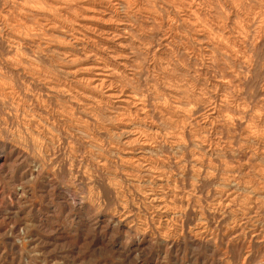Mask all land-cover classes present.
I'll use <instances>...</instances> for the list:
<instances>
[{"label": "rangeland", "instance_id": "obj_1", "mask_svg": "<svg viewBox=\"0 0 264 264\" xmlns=\"http://www.w3.org/2000/svg\"><path fill=\"white\" fill-rule=\"evenodd\" d=\"M249 1L250 0H248V2ZM248 2L245 0H197L196 3L192 2L193 5H198L200 9H202L200 13L205 14L210 11V14L213 16L212 20L214 21H212L210 18L208 19L206 15L205 17L201 16L202 20L204 21V25L209 30L213 29V32L215 33L217 31L216 34L219 33L220 35H223V33L225 32L223 35L224 41L233 50L238 49V47H235V45L231 42L232 37L228 35L229 31L234 26L233 23H238L235 25L246 24V20L250 18V11H253V13L256 15L254 16L255 21L250 26L248 36L245 39L241 40L242 46L239 47L243 48H239L240 51L238 50L239 54L242 57V61H239L241 62L240 64H238V62L235 63L234 61L228 60L229 62L227 61L226 64L223 63V61H214L209 65L207 58L203 54L202 44L193 42L192 32L186 31L185 33V30L179 28V31L177 30V33L182 36V39L178 41L177 47H173V50H175V52L177 50V52L175 57L171 59L173 61V65L170 63L172 66H170L171 69L169 68V71L171 72L163 71V69L159 65H157L156 61L153 59V54L155 51L159 52L161 50L160 44H162L163 40L167 37L166 35L172 34V31H169L168 28L172 22L170 20V17L173 13V8L171 7V5L169 7L170 9L167 8L166 11H163L160 6V2L150 1V5H154L155 8H157V10L160 12V23L153 27L145 25L144 29H139V27L137 28L135 46L137 50L139 49L137 51L138 54L141 53V55H138V57L140 60L142 59L141 61H139L142 72L140 71V74L138 76L132 78V81H128L129 85H132L131 87L142 92L150 99V101H154L155 97L162 100L165 97L164 94L167 93L164 92V87H170L174 90L183 89L187 91V93H183V95H180L178 97V100L186 102L192 101L191 103H193L194 97L200 98L201 102L198 104V108L202 113L203 111L207 110L214 102L215 93H220V95H224L230 101L234 99L233 101L235 102V106L238 107L237 109L243 110L246 114L242 117L241 113L233 110L230 111L231 109H228V114L238 118L236 123L237 125L232 129L235 132L231 130L230 133H228L227 130L224 129H218V132H212L211 130H208V127L200 124L198 115H201V112L193 116V120H187L186 123L187 126L189 125L188 128H192L193 130L196 129V132L199 135L209 136L212 134V136H215V138H220L224 142L230 140V142L233 143V153L231 155H212V157L206 158L202 165H199L201 167L197 166V170L200 169V172H202V177H193L191 175V172H188L191 171L192 166H194V164L191 165L192 160L190 161V159L192 158H188L185 156L190 152L189 147H186L183 150L184 152L179 149L169 148L156 151V156L154 155V158L161 161V163L163 162L162 164L168 161V163L164 164V169L170 177L169 186L168 188H164L163 191L161 189L160 190L164 193L162 194V201L164 202L163 204L167 205L169 209L172 210L155 211L153 222L151 221L149 214H146L147 211L145 212L143 206L144 203L142 200V196L143 189H145L144 186H146L145 183L132 182L133 185H128L129 182H126L125 178L120 179V176L117 172L106 173L103 171L95 170L94 168L92 170V168L89 166L90 164L83 160V158L86 156V153L90 150L85 141L82 140L81 142H77V135H75L77 134V132L72 128L68 129L69 127L65 126L64 123L59 122L61 126L59 124L55 125L56 123L53 121L50 114H56V110L58 109V107H60L56 105L57 102L58 105L63 104L62 106H64L65 102L63 100L58 99L61 102L57 101V99H53V101L47 100V103L44 102L40 104L42 106V109L47 110V112H36L35 119L41 122V125H43L44 122L43 128L49 127V132L51 133L52 130V133L48 134L49 132L48 130H45V128L43 130V134L38 135L37 130L34 131L35 128H33L34 130L27 131V129L22 126V115L19 114L20 116L16 118L12 107H10V102L0 96V99L2 100V102L0 100V264H264V141L260 143H249L244 140V133L241 134L242 128L246 124H249V122L251 123L250 115L252 113H259L264 120V0H252L250 1L251 3L249 2V4ZM186 3L190 2L186 1ZM245 4L246 6L243 7ZM254 4L256 6H254ZM205 21L208 23H206ZM212 25L214 27H212ZM1 27L3 26H0V29L3 30V28ZM183 36L185 38H183ZM182 40H185L186 42ZM33 42L34 41H27L26 47L31 49L33 46ZM182 43L184 44L182 45ZM4 47V44L1 43L0 78L5 77L4 84L9 83L12 87L14 86L13 88H18L19 86L21 87L22 84L24 85V87H26L24 88L26 89L24 90V92H31L32 95H36V93L39 92L45 93L44 87L40 86L43 81H35V83L37 84L33 85L31 84L32 80L25 79L22 74L18 76L17 73H11L9 70L4 69V62L11 59H16L22 62H24L23 60H25L26 62V60L29 59L30 63L34 61L31 63L32 67H34L35 65V67H41L42 71H47L46 76H50L53 82H58V80L59 83L63 82V79L58 77L57 72L55 71L57 70L56 68L59 67V61H57L51 55H43V53H40V55H34L33 58L32 53L27 50L23 55V59H21L20 56L7 51V49ZM188 47H190L191 49ZM142 50L146 51L143 52ZM5 52L8 53V55L5 54ZM28 53H30L31 55ZM182 53L184 55L179 59L178 55ZM189 54L190 56H187ZM31 57L33 60L31 59ZM143 58L146 59L143 60ZM174 58L178 61L175 62ZM194 58L197 59L195 60ZM161 59H163V62H166V57L163 56L162 58L161 56ZM167 59L169 60L168 57ZM192 59L195 62L192 61ZM182 60H184V62ZM186 60L189 62H187ZM192 62L193 64L191 65ZM52 63L55 64L53 65ZM218 63H220L219 65L223 63V65L227 67H225L226 70H233L234 76L235 74L238 76L242 75L241 77L239 76L240 78H242L240 80L235 76V83L230 90H227L229 94L224 92H217L216 89H213L215 88V85L213 84L221 79V72L219 71ZM234 63L237 65V67H235L236 65ZM178 64H181L179 66H181V68L183 69L177 66ZM194 64H196L197 66H193ZM206 65L211 66L209 71L204 70V67ZM238 65H240V68L238 67ZM143 66H145V68ZM176 67L177 69H175ZM195 67L197 69H200L197 70ZM191 68L195 69L196 71L192 70ZM176 70H178V72ZM236 70L238 71L236 72ZM174 71L175 73H173ZM243 71L245 72V74ZM168 73H170L171 75ZM172 73L174 75H172ZM185 76H187L186 79H188V81L185 79ZM143 77L145 80H143ZM159 77L163 78L160 79ZM175 77L179 79H176ZM9 78L12 80L10 81ZM181 79L185 80L184 83ZM22 80L23 82L26 81V84L23 83ZM192 80L195 83H192ZM199 80H201L202 82ZM12 81L15 82L13 83ZM170 82H172L173 84ZM202 84H204V86ZM177 86L180 88H178ZM234 86H238L234 92H236L239 88V92H236V94L231 91L233 90L232 88ZM194 89H197L198 91ZM199 93L203 94L199 95ZM231 93L233 94V96ZM25 102L27 103L26 106L28 109L35 108L38 110L37 102H34V100H32L30 103L29 100H25ZM238 102L241 106L238 105ZM244 102L245 104H242ZM1 104H4V107ZM190 105L192 106L193 104ZM59 110L60 109H58V111ZM45 116L49 119L45 118ZM9 117L11 122L9 120ZM39 118H41L42 121L41 119L39 120ZM193 121L199 122L200 126L196 128V125L195 123H193ZM53 125H55V128L53 127ZM263 127L264 123H262V125H260L258 128L264 132ZM166 128L167 131L165 130L163 132L171 131L168 127ZM204 129L205 133L202 131ZM62 132L63 134H60ZM61 135L63 136V138ZM70 135L72 136V139H70ZM26 136H28L29 140ZM57 136H61L60 138L63 140L66 139L64 140L63 144L61 142H56L55 137ZM51 140H54V144L51 143ZM69 141L70 144H72L71 146H73V148L75 149L74 151H72L73 148H68L67 142ZM72 141L74 142L71 143ZM32 142L35 143L32 144ZM82 147L85 148L83 149ZM18 148L20 149V151ZM41 148L45 149V151H43V149ZM50 150L52 152L49 153ZM91 150L93 149L91 148ZM172 150L174 151V153H172ZM39 151L41 153H39ZM243 152H247V154L244 156ZM23 153L26 154L23 155ZM161 154L163 155V157H161ZM45 156H48L46 158L47 160L45 159ZM26 157H28V159ZM65 157L67 158V160ZM40 159L45 160L44 162L46 164L40 162ZM53 162L55 163L53 164ZM184 166H186L187 168L184 169ZM88 168L91 169L89 170ZM177 168L178 170H176ZM34 170L37 171L35 172ZM213 170L215 171L214 178L210 179L211 181L206 180L205 182V179L203 177L204 173L209 171L211 172ZM221 177H231V185L229 187L225 186L224 183H222ZM116 183H118L122 187L120 188V190L122 189L121 191L123 193H121L120 197H118L117 190L115 191L114 189L113 184ZM153 185L154 184H152V187L154 189L155 186ZM249 186L254 188V192L247 190L246 187ZM223 187L227 188L225 189ZM237 187H239L240 189ZM234 188L235 190H233ZM156 189L159 188H155L154 190ZM82 197H84V199ZM124 199H126L128 204L127 209L125 208L128 214L126 213L127 217H120V213L122 212L121 207L124 206L122 204V200ZM236 219L239 222L236 221ZM148 226L149 229H147ZM147 232L149 233L147 234ZM169 233L171 235H169ZM192 233L194 235H192Z\"/></svg>", "mask_w": 264, "mask_h": 264}, {"label": "bare ground", "instance_id": "obj_2", "mask_svg": "<svg viewBox=\"0 0 264 264\" xmlns=\"http://www.w3.org/2000/svg\"><path fill=\"white\" fill-rule=\"evenodd\" d=\"M150 1L160 2V4H161L160 6L163 9V11H166V9L170 7V5L173 8V13H172V16L170 17L171 18L170 20L172 22H171L170 26L168 27L169 31H172V34L166 35L167 37L163 40L162 44H160L161 50L159 52L155 51L153 54V59L156 61L157 65H159L163 69V71L168 72L171 69L170 68L171 64L173 65V61L171 59L173 57H175L176 52H177V50H176V52H175V50H173V47H177L178 41H180V39H182V36H180V34L177 33V30L179 28H182L183 30H185V33H186V31L192 32L193 35L191 33L190 34L192 35L193 42L202 44L203 54L207 58L209 65H210V63L212 64L214 61H219V62L223 61V63L226 64V62L228 60L234 61L235 63L238 62V64L241 63V62H239V61H242L241 60L242 57L239 54V51H240L239 46H242L241 40L245 39L248 36L250 26L254 23V21H255L254 16H256L253 13V11H250L251 9L249 10L250 11V18L246 20V24L235 25L238 23H233L234 26L229 31L228 35H230L232 37L231 42L235 45V47H238V49L233 50L224 41L223 35L225 32L223 33V35L221 34L222 35L221 36L219 33H218L219 35L216 34L217 31L215 33V32H213V29L209 30L204 25V23H203L204 21L202 20L201 16L205 17V15H206V17L208 19L210 18L211 20L213 19V16L210 14V11L205 13V14L200 13V11H202V9H200V7L198 5L192 4V2L196 3L197 0H0V26H3V27H1V28H3V30L0 29V41L2 44H4V46H5L4 48H6L7 51H10L17 56H20L21 59H23V55L27 50L32 53L33 58H34V55H40V53H43V55L44 54L49 55V56L51 55L57 61H59V67L56 68L57 70H55V71L57 72L58 77L63 79V82L61 81L62 83H59V80H58V82H56V81L53 82L51 80L52 78H50V76L49 77H48V75L46 76L47 71H42L41 67L38 68L37 66L35 67V65H34V67H32L31 63L34 61H32L30 63V60L27 58H26L27 59L26 62H28V63H26L25 60H23L24 62L16 60V59L7 60L4 62V67H5L4 69L9 70L11 73L15 72L18 74V76L20 74H22V76L25 79L32 80L31 84H33V85L37 84V83H35V81L36 82L37 81H40V82L43 81V83L40 86L44 87L45 93L39 92V93H36V95H34V94L32 95L31 92L25 93L24 90H26V89H24V88H26V87H24V85H22L20 83L21 87L19 86L18 88H13L14 86L12 87L9 83L4 84L5 77H2V78H0V96L2 98H4L5 100L10 102V104H11L10 107H12V109L15 113V114L14 113L13 114L15 115L16 118L20 116L19 114L22 115V117H21V119H23V125L22 126L25 129H27V131L34 130L33 128H35L34 131L37 130L38 135H40V134L42 135L44 132L43 130L46 128V127L43 128L44 122H43V125H41L42 123L35 119V113L36 112H43V111L47 112V110L42 109V106L40 104L44 103V102L47 103V100L48 101H50V100L53 101V99H55V100L57 99V101H59L58 99L63 100L65 102L64 106H62L63 104L58 105V102H57L56 105L60 106V107H58V109H60V110L58 111V109H57L56 114H50V116L52 117L53 121L56 124L54 122L53 123L55 125L59 124V122L64 123L65 126L69 127L68 129L72 128L77 132V134H75V135H77V138H76L77 142L78 141L81 142L82 140L85 141V143L87 144L88 148H90V150L88 152L86 151L87 153H86V156L83 158V160L85 162H87L88 164H90L89 166L92 168V170L94 168L95 170L103 171L106 173H111V172L116 173L117 172L120 176V179L125 178L126 182H129L128 185L132 184V182L145 183L146 186L143 185L145 189H143V196H142V200L144 203L143 206H144L145 212L147 211L146 214L147 213L149 214V217H150L151 221L153 222V218L155 216V211L172 210V209H169V207L167 205L163 204L164 202L162 201V196H163L162 194H164V193L161 192V190L163 191L164 188H168V186H169L170 177L164 169V164L168 163V161H166V162H164V164H162L163 162L161 163V161L154 158V155L156 154L157 150H163V149L169 148V149H179V150L183 151L186 147H189L190 152H189V154H187L189 156H187L185 154L184 155L188 158H192V159H190V161L192 160L191 165L194 164V166H192L191 171H188V172H191V175L193 177H200L202 175V172H200V169L197 170V166L202 165L204 163L205 159L212 157V155H217V156L231 155L233 153V147H232L233 143L230 142V140H227L224 142L220 138H215V136H212V134L209 135V133H208L209 136H201L196 132L197 131L196 129L193 130L192 128H188L189 125L187 126V123H186L187 120L192 119L193 116H195L196 114L201 112L200 109L198 108V106H199L198 104L201 102L200 98H198V97L193 98L192 97L193 103H191L192 101L191 102L190 101H187V102L186 101H180V100H178L179 99L178 97L180 95H183V93H187V91H185L183 89L174 90L173 88L171 89L170 87H164L165 91L164 90L163 91L167 92L166 94H164L165 97L162 100L155 97L154 101H150V99L146 95H144L139 90H136L135 88L131 87L132 85H129L128 81L129 80L132 81V78H134L135 76H138L140 74V71L142 72V69L140 68V65H139V61H141L142 59L140 60L138 57V55H141V53L138 54L137 51L139 49L137 50V48L135 46L136 45L135 44V37L137 34V28L139 27V29L140 28L144 29L145 25L153 27V26L158 25L160 23L159 21L161 20L160 12L157 10V8H155L154 5H150ZM186 1H188L190 3H186ZM245 1L248 2V0H245ZM250 1H252V0H250ZM249 2H248V4H249ZM199 3H200V1H199ZM157 4H159V3H157ZM242 4H244V3H242ZM200 6H202V5H200ZM245 6H246V4L243 7H245ZM254 6H256V5L254 4ZM212 21H214V20H212ZM206 23H208V22H206ZM213 25H212V27H214ZM257 27H255V28H257ZM186 36H187V34H186ZM183 38H185V37L183 36ZM150 40H152V39H150ZM27 41H34L35 42V43L33 42V46L31 49L26 47ZM182 41H185V40H182ZM189 42H191V41H189ZM141 43H143V42H141ZM183 44L184 43H182V45ZM182 45H181V47H182ZM196 47H197V45H196ZM188 48H190V47H188ZM241 48H243V47H241ZM148 49H150V48H148ZM183 49H184V47H183ZM146 50H144V51L142 50V51L145 52ZM245 51H246V49H245ZM173 52H175V53H173ZM5 54L8 55V53H6V52H5ZM28 54H30V53H28ZM195 54H196V52H195ZM43 55H42V57H43ZM183 55H184L183 53L179 54L178 55L179 59ZM161 56H162V58H163V56L166 57V59H165L166 62H163V59H161ZM187 56H190V54ZM149 57H150V55H149ZM167 57L169 58V60L167 59ZM5 58H6V56H5ZM31 59H32V57H31ZM144 59H146V58H143V60ZM194 59L196 60L197 58H194ZM251 59H252V57H251ZM174 60H175V62L178 61L175 58H174ZM182 61L184 62V60H182ZM192 61H194V60L192 59ZM38 62H39V60H38ZM187 62H189V61H187ZM142 63H141V65H142ZM223 63H221V65H219L220 63H218V65H219L218 68H219V71L221 72V77H220L221 79L213 84V85H215L214 86L215 88H213V89H216L217 92H224V93L229 94V92L227 90H230L231 87L233 86V84L235 83L234 82L235 76L240 80V79H242V78H240L242 75H239L240 76L239 77L238 75L235 74V76H234L233 70H226L227 67L225 65H223ZM149 64H150V62H149ZM192 64H193V62L191 63V65ZM179 65H181V64H178L177 66H179ZM182 65H184V64H182ZM195 65L196 64H194L193 66H195ZM209 65H206L204 67V70L209 71V69L211 68V66H209ZM39 66H40V64H39ZM193 66H192V68H193ZM229 66H230V63H229ZM239 66L240 65H238V67ZM143 67L145 68V66H143ZM179 67L181 68V66H179ZM235 67H237V65ZM53 68H55V67H53ZM175 69H177V67ZM181 69H183V68H181ZM198 69H200V68H198ZM214 69H215V67H214ZM178 70H176V71L178 72ZM192 70H195V69H192ZM238 70H236V72ZM158 72H157V74H158ZM169 72H171V71H169ZM248 72H249V70H248ZM173 73H175V71ZM173 73H172V75H174ZM168 74H170V73H168ZM244 74H245V72H244ZM151 75H153V74H151ZM53 76H55V75H53ZM159 76H161V75H159ZM182 76H183V74H182ZM186 77L187 76H185V79H186ZM196 77H194V78H196ZM161 78H163V77H161ZM245 78H247V77H245ZM34 79H36V80H34ZM176 79H179V78H176ZM190 79H193V78H190ZM11 80L12 79H10V81ZM143 80H145L144 77H143ZM186 80L188 81V79H186ZM184 81L185 80H182L183 83H184ZM199 81H201V80H199ZM22 82H23V80H22ZM25 82H23V83H25ZM191 82L193 83L194 81L192 80ZM170 83H172V82H170ZM210 83H207V84H210ZM141 85H142V83H141ZM202 85L204 86V84H202ZM211 85H212V83H211ZM134 87H135V85H134ZM237 87L234 86L232 88L233 90H231L235 94H236V92H239V90H238L239 88L237 89L236 92H234ZM33 88H37V87H33ZM178 88H180V87H178ZM193 88H191V89H193ZM204 88H207V87H204ZM30 90H31V88H30ZM194 90H197V89H194ZM37 91H38V89H37ZM201 94H203V93H201ZM201 94L199 93V95H201ZM237 94H239V93H237ZM196 95H197V93H196ZM232 96H233V94H232ZM237 98H239V97H237ZM214 99L215 100L211 104V106L207 110L203 111V113L201 112V115L200 114L198 115L199 119H200V124L208 127L209 128L208 130H211L212 132H215L218 129H222V130L224 129V130H227L228 133H230V131L237 125L236 123H237L238 118H236L233 115L228 114L229 113L228 109H231L230 111L233 110V111L241 113L242 117L245 116L246 114L244 113L243 110L237 109L238 107L235 106V104H234L235 102L233 101L234 99L232 100L233 101L232 102V101L228 100L227 97H225L224 95H220V93H215ZM5 100H4V102H5ZM25 100H29V103L32 100H34V102H37L38 110L35 108H34L35 110L30 109V108L28 109L26 106L27 103L25 102ZM209 100H211V99H209ZM242 101H243V99H242ZM1 102H2V100H1ZM59 102H61V101H59ZM190 104H193V105L191 106ZM242 104H245V102ZM1 105H3V107H4V104H1ZM238 105H240V103ZM43 108H45V107H43ZM48 111H49V108H48ZM50 113H52V112H50ZM39 115H41V114H39ZM48 117L45 116V118H48ZM41 118H39V120ZM250 119H251V123L249 122V124H246L241 130L242 131L241 134L244 133V137H245L244 140H246V142H249V143L250 142H252V143L253 142L254 143L263 142L264 141V132L258 128L260 125H262V123H264L263 117L259 113H252L250 115ZM9 120H10V117H9ZM247 120H248V118H247ZM41 121H42V119H41ZM10 122H11V120H10ZM46 122H47V120H46ZM193 123H195L196 128L198 126H200L199 122L193 121ZM55 125H53V127ZM166 127H168L169 130H171V131L163 132L167 129ZM24 128H21V129H24ZM47 128L45 130H48V132H49V127H47ZM202 131L204 132L205 129ZM232 131H234V130H232ZM208 132H210V131H208ZM51 133H52V130H51ZM51 133L49 132L48 134H51ZM53 133H54V131H53ZM58 133H59V131H58ZM60 134H63V132ZM38 135H37V138H38ZM52 135H54V134H52ZM56 135H58V134H56ZM71 135H72V133H71ZM203 135H205V134H203ZM26 137L28 138V136H26ZM60 137L59 136L55 137L56 142H58V143L61 142L63 144L64 140H66V139L63 140ZM64 137H65V135H64ZM62 138H63V136H62ZM68 138H69V135H68ZM70 139H72V136L70 137ZM28 140H29V138H28ZM43 140H44V138H43ZM73 142L74 141H72L71 143H73ZM34 143L32 142V144H34ZM51 143L54 144V140H51ZM45 144H47V143H45ZM67 145H68V148H73V146H71L72 144H70V141L67 142ZM23 148H24V146H23ZM44 148H46V147H44ZM91 148L93 150H91ZM41 149H43V148H41ZM51 150L49 151V153L52 152ZM74 150L75 149L73 148L72 151H74ZM19 151H20V149H19ZM43 151H45V149H43ZM39 153H41V152L39 151ZM158 153H159V151H158ZM172 153H174V151ZM25 154L23 153V155H25ZM47 154H48V152H47ZM243 154L245 156L247 154V152H243ZM54 155H56V154H54ZM65 155H67V154H65ZM78 155H79V153H78ZM49 156H50V154H49ZM28 157H26V158L28 159ZM47 157L45 156V159ZM161 157H163V155ZM164 158H165V156H164ZM66 160H67V158H66ZM209 160H212V159H209ZM249 160H250V155H249ZM44 161L45 160H41L40 162H42L43 164H46ZM54 163L55 162H53V164ZM187 165H189V164H187ZM199 167H201V166H199ZM220 167H221V165H220ZM91 168H88V169L90 170ZM183 168L185 169L187 167L184 166ZM176 170H178V168ZM93 172H95V171H93ZM214 172L215 171L213 170L211 172L209 171V172L204 173L203 177L205 179V182H206V180H210V179L214 178V176H215ZM88 177H89V175H88ZM221 178H222V183H224L225 186L229 187L231 185V182H232L231 181L232 179L230 180L231 177L230 178L229 177H225V178L221 177ZM115 180H117V179H115ZM202 181H203V179H202ZM202 181H201V183H202ZM152 184H154L153 186H155V188H159V189L154 190L155 188L153 189ZM113 185H114L115 191L117 190V192H118V197H120L121 193H123L121 191L122 189L120 190V188H122V187L118 183L113 184ZM135 186H137V185H135ZM227 187H223V188L226 189ZM237 188H239V187H237ZM246 188H247V190L254 192V188H252L250 186L246 187ZM233 190H235V188ZM214 195H215V192H214ZM82 198L84 199V197H82ZM122 202H123L122 204L124 206L121 207L122 212L120 213V217H127L126 213L128 214V212H126L125 208L127 209L128 204H127L126 199L122 200ZM92 207H94V206H92ZM209 208H210V206H209ZM254 210H255V208H254ZM183 213H184V211H183ZM179 214H180V212H179ZM238 215H239V213H238ZM247 215H248V213H247ZM217 216H218V214H217ZM240 219H242V218H240ZM236 221H238V220L236 219ZM199 227H201V226H199ZM147 229H149V226ZM139 230H141V229H139ZM166 230H170V229H166ZM227 232H226V234H227ZM148 233L149 232H147V234ZM150 234H152V233H150ZM163 235H165V234H163ZM169 235H171V234L169 233ZM192 235H194V234L192 233ZM195 236H197V235H195ZM238 237H239V235H238Z\"/></svg>", "mask_w": 264, "mask_h": 264}]
</instances>
